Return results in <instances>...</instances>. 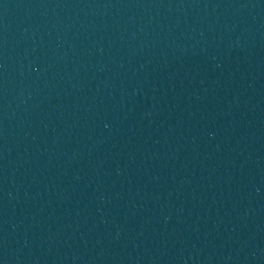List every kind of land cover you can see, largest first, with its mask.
I'll list each match as a JSON object with an SVG mask.
<instances>
[{"label": "water", "instance_id": "obj_1", "mask_svg": "<svg viewBox=\"0 0 264 264\" xmlns=\"http://www.w3.org/2000/svg\"><path fill=\"white\" fill-rule=\"evenodd\" d=\"M0 264H264V0H0Z\"/></svg>", "mask_w": 264, "mask_h": 264}]
</instances>
